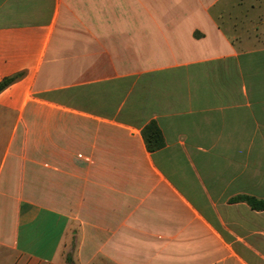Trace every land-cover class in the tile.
Instances as JSON below:
<instances>
[{
  "label": "crops",
  "instance_id": "1",
  "mask_svg": "<svg viewBox=\"0 0 264 264\" xmlns=\"http://www.w3.org/2000/svg\"><path fill=\"white\" fill-rule=\"evenodd\" d=\"M251 2L0 0V264H264Z\"/></svg>",
  "mask_w": 264,
  "mask_h": 264
},
{
  "label": "trees",
  "instance_id": "2",
  "mask_svg": "<svg viewBox=\"0 0 264 264\" xmlns=\"http://www.w3.org/2000/svg\"><path fill=\"white\" fill-rule=\"evenodd\" d=\"M22 74H16L11 77H6L0 81V92L6 89L15 81L19 80ZM142 140L144 142L145 148L149 153L157 151L164 146L163 137L161 131L154 121H150L146 124L140 131ZM233 202H244L249 206L251 210L254 211H264V199H257L252 196L241 195L232 199ZM68 264H71L70 259H66Z\"/></svg>",
  "mask_w": 264,
  "mask_h": 264
},
{
  "label": "rangeland",
  "instance_id": "3",
  "mask_svg": "<svg viewBox=\"0 0 264 264\" xmlns=\"http://www.w3.org/2000/svg\"><path fill=\"white\" fill-rule=\"evenodd\" d=\"M249 1L250 0H244V3H243V5L242 6H240V7H231L232 5H231V3H229V5H226L225 6V9H222L223 11H224V13L226 12V13H229L230 14V16H231V18L232 19H234V18H236V17H238V18H241V17H243L247 12H251V11H248L249 10ZM251 4L252 5H255V6H259V7H264V0H252V2H251ZM223 5V4H222ZM221 5H217L216 7H217V9L220 7ZM224 8V7H223ZM257 12H251V14L250 15H254V16H256L257 14H256ZM245 24H247L246 23V21H243Z\"/></svg>",
  "mask_w": 264,
  "mask_h": 264
}]
</instances>
